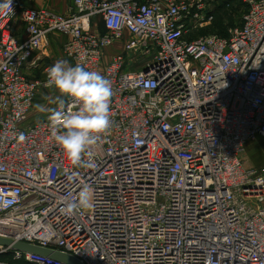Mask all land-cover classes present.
I'll return each instance as SVG.
<instances>
[{
    "label": "built area",
    "instance_id": "built-area-1",
    "mask_svg": "<svg viewBox=\"0 0 264 264\" xmlns=\"http://www.w3.org/2000/svg\"><path fill=\"white\" fill-rule=\"evenodd\" d=\"M227 1L71 0L61 15L0 0V264H66L15 243L80 264H264V167L242 160L264 137V0H239L227 37L198 36ZM54 33L112 91L78 183L49 118L26 125ZM81 183L94 207L68 217L62 198Z\"/></svg>",
    "mask_w": 264,
    "mask_h": 264
},
{
    "label": "clouds",
    "instance_id": "clouds-1",
    "mask_svg": "<svg viewBox=\"0 0 264 264\" xmlns=\"http://www.w3.org/2000/svg\"><path fill=\"white\" fill-rule=\"evenodd\" d=\"M10 4L11 0H7L3 7L11 9ZM46 75L45 86L58 93L57 108L48 110L52 112L49 136L74 169L69 180L78 183L76 169L92 167L91 161L84 157L109 130L111 85L100 72L81 64L69 65L63 59L49 67ZM66 101L70 102L66 104ZM37 107L47 110L43 105ZM61 202L64 215L83 214L94 207V189L81 183L76 196L69 194Z\"/></svg>",
    "mask_w": 264,
    "mask_h": 264
},
{
    "label": "rangeland",
    "instance_id": "rangeland-1",
    "mask_svg": "<svg viewBox=\"0 0 264 264\" xmlns=\"http://www.w3.org/2000/svg\"><path fill=\"white\" fill-rule=\"evenodd\" d=\"M242 13L243 9L240 3L232 0L228 5L219 8L214 21L210 25L201 29L197 35L217 34L221 37H227L229 30L233 28L235 21H237ZM97 24L98 32L102 33L103 31L99 21ZM52 36L55 39L50 42L51 45H48L49 47L43 50V61L41 65H38L36 72L29 74L31 79L33 78L40 81L42 78V69L45 65H53L57 60L63 59L61 56V46L65 37L61 33H54ZM133 67L138 69L139 63H134ZM57 98L58 93L54 89L39 86L35 93L26 125L50 118L52 112L48 110H54L57 108ZM37 105H43L47 110L41 111ZM244 153V164L247 168H261L264 164V141H254L252 146L245 150Z\"/></svg>",
    "mask_w": 264,
    "mask_h": 264
},
{
    "label": "crops",
    "instance_id": "crops-1",
    "mask_svg": "<svg viewBox=\"0 0 264 264\" xmlns=\"http://www.w3.org/2000/svg\"><path fill=\"white\" fill-rule=\"evenodd\" d=\"M19 1L25 7L46 8V9H48V10H50V11L56 13V14H61V15L68 14V12L70 10V5H71V0H48V1H46V0H19ZM20 30H21V25H19V23H18L14 27V35L17 38L21 37V31ZM102 31H103V28H102ZM52 35L53 34H51L50 37L48 38L47 47H49L48 45H51L50 42L53 39H55ZM53 45H54V42H53ZM254 141H264V137H257L256 139H254V140L250 141L249 143H247L245 148H244V152H245V150L249 149L252 146ZM244 152L242 154L243 163L245 162V158H244L245 157V153ZM262 167H264V164L262 165Z\"/></svg>",
    "mask_w": 264,
    "mask_h": 264
},
{
    "label": "water",
    "instance_id": "water-1",
    "mask_svg": "<svg viewBox=\"0 0 264 264\" xmlns=\"http://www.w3.org/2000/svg\"><path fill=\"white\" fill-rule=\"evenodd\" d=\"M146 72L147 71L145 70L144 73H146ZM0 245L9 246V245H11V243H10V241L0 239ZM12 248L17 250V251H23V252H28V253H32V254H38L41 256H48L54 260H57V261H60L62 263H66V264H80L75 258H73L69 255H64V254H61L59 252L52 251L49 249H41L38 247L29 246V245L22 244V243L13 244Z\"/></svg>",
    "mask_w": 264,
    "mask_h": 264
},
{
    "label": "trees",
    "instance_id": "trees-1",
    "mask_svg": "<svg viewBox=\"0 0 264 264\" xmlns=\"http://www.w3.org/2000/svg\"><path fill=\"white\" fill-rule=\"evenodd\" d=\"M231 1H232V0H228L226 3L222 4L221 7H223L224 5H228ZM233 1H234V0H233ZM235 1H238V2L240 3L239 0H235ZM240 5H241V7H242V9H243V6H242L241 3H240ZM221 7H219V8H221ZM215 35H217V34H215ZM218 36H219V35H218ZM22 264H24V263H22Z\"/></svg>",
    "mask_w": 264,
    "mask_h": 264
}]
</instances>
